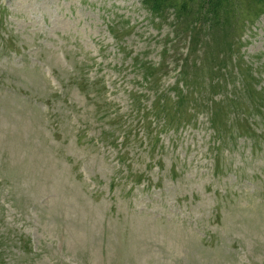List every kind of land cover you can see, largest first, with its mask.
<instances>
[{
  "label": "rangeland",
  "instance_id": "1",
  "mask_svg": "<svg viewBox=\"0 0 264 264\" xmlns=\"http://www.w3.org/2000/svg\"><path fill=\"white\" fill-rule=\"evenodd\" d=\"M214 10L186 70L142 0H0V264H264V0Z\"/></svg>",
  "mask_w": 264,
  "mask_h": 264
},
{
  "label": "trees",
  "instance_id": "2",
  "mask_svg": "<svg viewBox=\"0 0 264 264\" xmlns=\"http://www.w3.org/2000/svg\"><path fill=\"white\" fill-rule=\"evenodd\" d=\"M220 2L221 0H142L143 5L156 16L173 13L175 30L182 21H185L184 28L186 36L189 38V52L183 61L182 67L186 70L189 64L188 57L198 44L197 36L202 34V40H204L205 36H210V28L216 25H211L208 22L207 11L212 10V12H215L214 8ZM197 24H199V27L196 26Z\"/></svg>",
  "mask_w": 264,
  "mask_h": 264
}]
</instances>
